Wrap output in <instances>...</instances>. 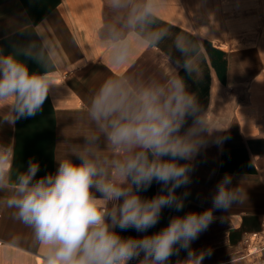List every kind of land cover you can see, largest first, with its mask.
Here are the masks:
<instances>
[{
    "label": "clouds",
    "instance_id": "clouds-1",
    "mask_svg": "<svg viewBox=\"0 0 264 264\" xmlns=\"http://www.w3.org/2000/svg\"><path fill=\"white\" fill-rule=\"evenodd\" d=\"M167 0H104L98 43L119 70L135 53L161 49L168 71L143 76L117 72L92 91L80 119L79 142L58 159L54 173L38 177V162L16 166L14 145L0 144V191L13 218L29 229L44 264H203L211 249L192 243L215 219L214 210L241 203L239 185L225 174L212 207L171 217L159 231L124 237L129 228L147 233L164 208L181 212L193 161L218 133L209 127L191 85L202 77L201 41L174 30L161 17ZM28 29L21 27L19 34ZM42 34L0 45V125L36 116L54 85V49ZM30 64L36 65L33 69ZM156 182L160 191L146 198Z\"/></svg>",
    "mask_w": 264,
    "mask_h": 264
},
{
    "label": "crops",
    "instance_id": "crops-1",
    "mask_svg": "<svg viewBox=\"0 0 264 264\" xmlns=\"http://www.w3.org/2000/svg\"><path fill=\"white\" fill-rule=\"evenodd\" d=\"M104 0H0V45L24 44L42 34L54 49V82L42 111L0 125V144L14 145L16 166L39 163L38 177L54 173L58 159L78 143L86 125L80 119L98 84L119 72L147 77L167 72L161 49L141 48L132 64L113 68L98 43ZM161 19L174 30L201 41L202 77L191 88L205 118L216 130L193 161L189 193L181 212L164 208L147 233L129 228L124 237H141L165 227L171 217L212 207L218 181L227 173L243 192L241 203L214 210L215 219L192 248L211 249L203 264H264V0H167ZM28 31L19 34L21 27ZM35 69L36 65L30 64ZM161 185L153 182L142 197ZM0 191V264H44L29 229L16 221ZM186 255L172 257V264Z\"/></svg>",
    "mask_w": 264,
    "mask_h": 264
},
{
    "label": "built area",
    "instance_id": "built-area-1",
    "mask_svg": "<svg viewBox=\"0 0 264 264\" xmlns=\"http://www.w3.org/2000/svg\"><path fill=\"white\" fill-rule=\"evenodd\" d=\"M130 264H138V262L136 260H133L130 262Z\"/></svg>",
    "mask_w": 264,
    "mask_h": 264
}]
</instances>
